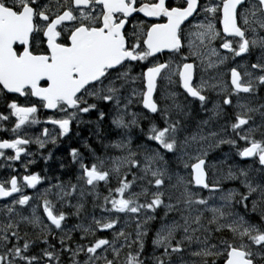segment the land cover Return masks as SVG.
Masks as SVG:
<instances>
[{
  "label": "snow or ice",
  "instance_id": "obj_1",
  "mask_svg": "<svg viewBox=\"0 0 264 264\" xmlns=\"http://www.w3.org/2000/svg\"><path fill=\"white\" fill-rule=\"evenodd\" d=\"M137 3L139 6L137 7ZM249 7H245V4ZM204 12V21L195 25L198 31L196 35L202 40L206 39L209 43L217 39L220 33L217 31L219 25L225 37L239 38L236 41V47L233 42L225 40L220 47L226 49L228 53L234 56H241L247 53L250 47L260 46L264 48V36L258 35L257 27L264 30V0H208L207 3L201 4L199 0H185L183 4L178 6H168L166 0H47L42 3L41 0H0V92L19 94L20 96L31 95L38 98L44 109H56L65 113V118H49L47 122L56 125L60 129V135L63 136L69 131L70 122L77 116V113H89L97 109L96 103H90L89 98L94 101H103L105 104L114 103L118 111L132 116L130 124H136V113H128L127 109L133 103L134 98L139 99L144 109L149 112L156 113L158 105L154 99L153 93L157 88L158 77L162 75V70L167 69V64L155 63L153 66L147 67L140 77H142L143 90L137 91L132 89L130 96H124L125 103H121L122 90L129 83V72L121 71L125 64L131 61H145L149 57H155L157 53H162L164 49L177 51L181 48L180 32L182 24L190 17L199 12ZM141 12L145 17H164L166 23H153L145 30L131 32L126 31V22L133 13ZM259 14V15H258ZM206 21V22H205ZM256 25V26H253ZM251 32V37L248 33ZM42 34L43 39H39ZM36 40V46L33 41ZM46 45V46H44ZM212 55L217 56L220 63H223L228 57L227 55L219 57L215 49ZM209 66H212L211 64ZM253 69H260L264 72V64L254 63L251 65ZM245 76L249 79L245 82L241 79V74L237 68L231 69V86L235 93H249L253 90L254 81L251 73L245 72ZM140 77H132L134 83ZM171 79V77H168ZM180 83L187 94L193 98H197L202 104L206 97L201 94V90L205 82L200 85L193 86V64L184 63L183 68L179 70ZM259 84L264 85V74L256 78ZM215 87V85H213ZM224 105H230L231 100L228 96L223 99ZM240 107H245L240 105ZM10 115L14 116L16 123L12 128L14 134L18 133L22 126L27 124H36L39 121L35 118L38 109L35 104L31 106H20L15 100L8 104ZM71 110V111H69ZM256 109L246 108L243 114L237 113L235 122L231 124V128L235 131L241 140H244L249 146L244 147L238 152L241 158L258 157L259 164L264 166V140L257 141L251 138L252 129L245 134L240 135L241 126L248 125L250 117L248 112H254ZM103 119L104 113H99ZM8 116L0 114V120H7ZM112 123L117 127H128L125 124L123 115H119L113 119ZM177 124L169 123L167 115H165V127L157 128L153 125L150 128L149 140H154L160 148L169 153H174L177 147L176 133L178 131ZM44 136L48 135V129H44ZM211 135H215L212 133ZM195 139V137H193ZM203 139V137L201 138ZM29 139L20 138L0 140V157L5 156L2 151L11 149L15 155L8 156L7 159H19L21 153L25 152L24 145L29 144ZM36 143L40 147L44 146V141L37 138ZM219 143H230L235 145L234 140H220ZM117 147H124L123 144H117ZM75 160L78 153L76 149L71 152ZM206 154V153H205ZM133 155L130 153V156ZM157 159H163L159 151L152 156L146 157V164L143 171L151 173L154 178V184L157 188L163 184L164 169L154 168L152 165ZM196 162L191 163V180L188 182L196 186L209 189V185L205 182V159L201 156L194 158ZM126 163L132 167L138 166L135 159L125 158ZM189 165L185 163L187 168ZM82 176L88 185H94V182L105 181L109 175L107 171H102L95 164L91 167L81 163ZM114 171L119 172V165L114 166ZM241 176L245 173L241 171ZM228 178L234 179L235 174L231 171ZM24 182L30 188L39 183L40 177L36 174L25 175ZM132 182L121 179L119 186L114 190L115 196L112 195L113 190H109V196L105 197V203H110L111 208L105 209L115 213H132L136 214L140 210H154L162 205V193L157 191L152 194L150 202L138 204L136 199L131 195L125 198V194L130 189ZM151 183V181H150ZM183 183V178H181ZM247 188V192L242 194L237 203L243 204L247 210L249 196L256 192L257 189L252 187L250 183L242 181ZM6 184L10 185L7 187ZM59 187V185L57 186ZM73 189L75 185L72 186ZM259 187V186H257ZM217 185H213L210 191L215 192ZM20 186L17 176H12L9 181L0 183V197H11L13 193H19ZM65 195L69 193L65 192ZM147 195V190L143 192ZM139 196L140 193L133 194ZM194 193L185 188V204L206 205L207 201L203 198L193 200ZM238 195L235 191H229L221 197V199L231 202L233 197ZM260 198L264 199V190H261ZM29 201V197L21 195L18 200L13 199L12 204L25 205ZM253 211L257 208V201L253 200ZM44 215L50 224L60 229L62 221L65 219L63 212L54 214L51 203L45 199L43 201ZM8 212H12L13 208L6 206ZM169 209L173 206L167 205ZM213 218L210 224H216V231L227 229L233 234V237H239L237 244L234 241H222L223 247L217 249L216 245L201 248L194 252L195 256L202 257H222L223 264H257V258L264 261V252H253L251 247L244 243L246 237L252 244L264 249V231L258 229L255 225L247 224L242 216L229 223L220 224L219 219L226 215L220 212V209L213 208ZM219 213V216L216 215ZM167 216V213H165ZM154 217H148L153 219ZM23 220L38 226L41 223L40 217L33 215L31 218L23 217ZM264 220V214L261 215ZM100 230L113 229L117 224V220L95 221ZM200 217L195 218V223L199 225ZM185 233L183 240L191 242L192 236L189 233V221L185 218ZM47 228L48 226L45 225ZM181 226L172 221L170 223L163 222L156 231L155 238L152 243L156 247H162L164 252L162 257L157 258V264H165L163 257L169 256L171 253L182 251V241L177 240L175 245L172 241L175 234ZM84 229V232H88ZM192 232L198 231V228L191 229ZM146 233L141 230V225L137 223V239L130 241L121 231L116 234L124 238L125 243L120 248L127 246L128 252L125 264H142L139 259L143 250L142 238ZM21 239L18 231V225L11 220L0 226V245L4 251L0 253V264H39V258L34 255H27L30 248L29 241L25 240L21 247L18 241ZM197 239H199L197 237ZM16 240L17 243H12ZM47 244V240H44ZM11 244L9 247L8 245ZM138 245V250L131 251L132 245ZM111 245L114 259H108L107 256L101 257L98 253L106 251ZM120 248L115 247V241L106 239H97L88 246L81 245L76 249L64 247V240H61V249L65 252H71L70 257L72 264H79L76 256L80 252L88 254V260L85 264H96L100 259L104 260V264H117L120 255ZM171 250V253L169 252ZM43 256L47 258L49 264L53 261L59 264V256L55 251L43 249ZM207 264V260L204 261ZM213 264H216L213 260Z\"/></svg>",
  "mask_w": 264,
  "mask_h": 264
},
{
  "label": "flooded vegetation",
  "instance_id": "obj_2",
  "mask_svg": "<svg viewBox=\"0 0 264 264\" xmlns=\"http://www.w3.org/2000/svg\"><path fill=\"white\" fill-rule=\"evenodd\" d=\"M42 3L47 0H41ZM144 2V0H140ZM185 0H166L168 6H178L183 4ZM208 0H199L201 6L207 3ZM255 3V0H252ZM139 3H137V7ZM245 7H249V4H245ZM204 12H199L190 17L188 21L182 24L181 48L177 51H169L164 49L162 53H157L155 57H149L145 61H131L125 64L124 69L121 71L129 72V83L122 90L121 103H125L124 96H130L132 89L136 88L137 91L143 90L142 77L140 74L147 69V67L153 66L155 63L167 64L169 67L162 70V75L158 77L157 88L153 93L154 99L158 105V111L156 113H150L143 109L142 103H139V99L134 98L133 103L127 109L128 113H136V124H130L129 121L132 116L125 114L122 110L118 111L114 103L105 104L103 101H94L89 98L90 103H96L97 109L90 111L89 113H77V116L70 122L69 131L61 136L58 126L49 122V118H65V113H62L56 109L48 111L43 108L38 98L31 95L20 96L19 94L0 92V114L8 116L7 120H0V140H12L16 139L17 135L20 138L29 139L27 133L34 131L36 134H40V138L44 141V146L40 147L39 144L32 142L24 145L25 152L21 153L19 159L10 160L8 156H14L15 153L11 149L2 150L5 156L0 157V183H5L10 180L12 176H17L18 184L20 186L19 193H13L11 197L0 198V226L11 220L14 224L18 225V231L21 239L18 241L22 247L25 240L29 241L30 248L27 255H34L39 258V264H49L46 257L43 256V249L47 248L49 251H55L59 256V264H72L70 259L72 253L65 252L61 249V240H64V247L76 249L77 247L84 245L88 246L94 242V239H106L112 241L107 230H99L95 233L92 232L91 217L92 214L100 212V209L96 208L95 204L87 202L88 197L83 204L76 205L70 203L66 205V196L64 193H97L104 194L110 189L116 188L119 185V178L117 176V184L113 185L109 183V178L105 181L94 182V185H88L82 176L81 163L88 167L95 164L99 170L107 171L108 173H115L113 163L109 164V159L116 158L114 153L119 151L116 146L120 144L121 134L128 129L130 135L135 136L141 130H149L153 125L157 128L165 127V115H167L169 123L177 124L178 132L183 137L184 132H189L195 129H202L203 131L218 132L220 140H234L235 145L230 143H219L214 150H211V154L205 157L206 164L204 165L206 172L207 184L209 189L196 188L194 184H191L192 189L200 191L201 193H207L212 188L210 180L214 177L228 180L225 183H218V189L215 192H221L227 188L239 190L238 195L233 197V200L227 208H224L223 213L226 215L224 218L219 219L218 223H229L231 220L236 219L237 216H242L247 224L255 225L261 231H264V220H261V215L264 214V199L260 198L261 190H264V166L259 164L258 157H245L241 158L238 152L244 147L249 146L244 140L240 139V136L232 130L231 124L235 122L236 114L239 112L243 114L246 108L256 109L254 112H248L247 117H250L248 125L241 126L242 131L240 135L245 134L249 129H252L251 138L257 141L264 140V85L259 84L256 79L259 75L264 74L260 69H253L251 67L254 63L264 64V48L260 46L250 47L247 53L241 54V56H234L228 53L226 49L220 47L225 41L233 42V46L236 47V41L239 38L225 37L222 28L217 25V31L220 36L209 43L206 39L202 40L201 37L196 35L199 29L195 25L204 21ZM259 15V14H258ZM167 20L164 17H145L143 13L136 12L126 22V31L131 32L134 29L137 31L145 30L153 23H166ZM206 22V21H205ZM256 26V25H253ZM258 35L264 36V30L257 27ZM251 32L248 36L251 37ZM39 39H43L42 34ZM33 46H36V40L33 41ZM46 46V45H44ZM215 49L219 57L227 55V59L220 63L217 56L212 55V50ZM184 63L193 64V86L200 85L201 82H205L204 87L201 90V94L206 97L203 104L197 99L189 96L183 89L180 83L179 70L183 68ZM212 66H209V65ZM237 68L241 74L242 81H247L248 76H245V72L251 73V78L254 81L253 90L249 93H235L231 86V69ZM132 77H140L134 83ZM168 77H171L169 79ZM215 85V87H213ZM225 96L231 100L230 105H224L223 99ZM13 100L20 106H31L35 104L37 106V113L35 118L39 123L34 124V128L30 129L29 124L22 126L21 130L14 134L12 128L16 123L14 116L10 115V109L8 104ZM243 105L245 107H240ZM71 111V110H69ZM103 112V119L100 118L99 113ZM119 115H123L125 124L128 127H117L112 123L113 119ZM48 129V135L44 136V129ZM132 130V131H130ZM183 141L185 142L184 138ZM32 147L31 153L28 155V149ZM72 149L77 150V157L74 160L71 154ZM165 152V163L170 165L169 170L173 171L175 167L172 165L173 159L169 153ZM113 155V156H112ZM212 157H215L212 160ZM110 159V160H111ZM184 160L189 166L184 168L183 175L186 179L191 180V163L196 162L195 159L175 158V160ZM112 161V160H111ZM117 162V161H116ZM235 174L234 179L228 178V173ZM243 171L244 176L240 173ZM36 174L40 177L39 183L33 188L26 185L23 180L25 175ZM242 181H246L256 188L257 191L252 193L248 200L247 210L243 204L237 203L240 200L242 194L247 192V188ZM59 185V187H57ZM73 185L75 188L73 189ZM7 187L10 185L6 184ZM259 186V187H257ZM58 188L57 197H62V201L65 204L58 205L60 214L63 212L65 215L64 221L60 229H56L55 226L50 224L47 217L43 218L40 212L41 203L40 195H43L46 190L51 192L53 189ZM212 192V191H211ZM21 195L29 197V201L21 206L19 204H12V200H18ZM53 196L52 194L49 195ZM101 200V199H100ZM99 200V201H100ZM253 200L257 201V208L253 211ZM102 203V202H101ZM85 204V205H84ZM13 208L12 212L7 211V207ZM172 210V209H171ZM167 211L162 207V210L154 212L153 219H150L151 227L162 222V218L170 216L174 218L177 215L170 211ZM55 214V213H54ZM184 210L180 209L178 213V223L181 227L175 234L174 244L177 240L182 241L181 256L177 257L179 264H204L207 260V264H213L215 260L216 264H223L222 257H202L193 255L194 252L199 251L201 248L216 245L217 249L223 247L222 241H234L237 244L240 238L233 237V234L226 228L220 231H216V224H210L209 222L199 223L198 234L192 237L191 242L183 240L185 235L183 228L185 226V216H183ZM33 215L40 217L41 223L38 226H33L27 221L23 220V217L31 218ZM219 216V214L217 215ZM164 220V219H163ZM45 225L48 227L46 228ZM69 229V230H66ZM84 229H88V232H84ZM125 235L128 233L123 232ZM133 237H136V231L131 230ZM197 237L199 239H197ZM117 240L118 244H124V238ZM47 240V244L44 240ZM12 243H17L13 240ZM148 239L145 244L146 251L140 254L139 259L142 264H152L148 260L155 259L159 253L154 252L149 255ZM244 243L248 244L253 252H264V249L252 244L246 237ZM9 247L11 244L8 245ZM110 246V245H109ZM4 251L2 245H0V253ZM108 259H114L112 246L109 249ZM130 249L125 246L120 248V255L117 260H121L124 264L126 256ZM131 251L135 252L137 249L132 245ZM88 254L80 252L76 256V261L79 264H85L88 260ZM104 260L100 259L96 264H103ZM52 264H56L55 261ZM154 264V263H153ZM257 264H264V261H260L257 258Z\"/></svg>",
  "mask_w": 264,
  "mask_h": 264
},
{
  "label": "rangeland",
  "instance_id": "obj_3",
  "mask_svg": "<svg viewBox=\"0 0 264 264\" xmlns=\"http://www.w3.org/2000/svg\"><path fill=\"white\" fill-rule=\"evenodd\" d=\"M30 129L34 127V124H29ZM128 131H124L120 136V144L125 145L124 147H118L119 151L117 153H114V156L116 158L109 159V164L113 163V165H119V172L115 173H109V183L110 184H117V181L115 178H119V181L121 179H124L126 181L132 182L130 189L125 194V198H128L129 195L132 196L133 199L137 200L138 204H144L142 201L150 202L152 199V194L154 192H161L162 193V205L155 208L154 210H148V209H141L140 212L136 214L132 213H115L111 211H106L105 209H110L111 205L110 203H105V197L109 196L110 192H106L104 194H87V193H77V192H71L68 194V199L66 200V205L70 203H74L76 205L83 204L86 200V197H88L87 202L90 201L91 204H95L96 208L100 209V212L92 214L91 217V223H92V232L95 233L99 230V227L97 226L96 222L97 220L101 221V223L105 222L106 220H117V224L114 225L113 229H107V232L109 233L110 237L113 239L112 241H115V247L120 248V244H118V240H122V238L116 234L120 233L121 231L128 233L127 236H130V241H134L137 238L133 237V233H131V230H135L137 232V223L139 222L141 225V230L145 232L146 234L142 238L143 246H145L146 241L148 239L149 243L148 246L149 252L148 254L151 255L154 252L159 253V255L155 259L148 260L149 263L157 264V258L162 257V254L164 252V249L162 247H156L153 245L152 241L155 238V234L157 229L159 228L160 224L155 225L154 227L148 226V217L154 216V212L159 211V209L162 210V207L167 211L169 214L170 211L175 213L177 216L174 218H170V216L163 218V222H172V221H178V213L179 210H184L183 216L188 219L189 221V233L188 235H191L192 237L196 236L199 231V225L195 223V218L197 216L200 217V222L206 223L212 220L213 218V212L211 209L218 208L220 209V212H224L228 205L231 204V202L221 199L223 195H225L229 191H233L231 188H227L226 190L219 191V192H211L208 191L207 193H201L200 191H195L192 189V186L190 183H188L190 180L186 179L183 175L184 168H185V161L182 160H175V158H181L184 159H194L196 156L205 157L208 156V154H211V150H214V148L219 145L218 141L221 139L219 137V133L216 132L215 135H211L212 131H203L202 129H195L189 132H184L183 137L181 136V133L177 131L176 133V139H177V147L174 153H169L166 150L160 148V146L154 141L149 140L148 137L151 134L150 129L143 135H140L139 132L137 133L136 137L130 135V133H126ZM27 136L30 135V132L26 134ZM195 137V139H193ZM203 137V139H201ZM183 138L185 142L183 141ZM31 149H28V154H30ZM156 151H159L160 155L163 157V159H157L155 163L152 165L154 168H162L164 169V176H163V184L159 188H157L154 184V178L151 176V173H145L143 171L144 166L146 164V157L152 156ZM170 154V156L173 159L172 165L175 167L173 171L169 170L168 167L170 165L166 164L165 161V152ZM130 153L133 154L130 156ZM206 153V154H205ZM113 156V155H112ZM125 158L128 159H135L138 162V166L132 167L128 163L124 162ZM215 157H212V160H214ZM117 161V162H116ZM102 167V166H100ZM98 167V168H100ZM181 178H183V183H181ZM151 181V183H150ZM212 185H216L218 183H225L228 182V180L220 179L219 177H214L210 180ZM119 186V185H118ZM116 186V188L118 187ZM187 187L188 191L194 193L192 199H205L207 201L206 205H199V204H185V188ZM112 195L115 196L114 190ZM147 190V195H144V190ZM239 192V190H236V193ZM140 193L139 196H135L133 194ZM52 194L53 196L49 195ZM58 195V188L53 189L51 192L48 190L45 191L43 195H40V203H41V209L40 212L43 215V218L46 216L44 215L43 211V201L47 199L52 206V209L54 213L59 212V206L65 204V201H62V197H57ZM67 196V195H66ZM101 199V200H100ZM100 200V201H99ZM102 202V203H101ZM171 204L173 207L169 209L167 205ZM85 205V204H84ZM219 213H216L218 215ZM152 224V223H151ZM153 225V224H152ZM198 228V231L192 232L191 229ZM69 230V229H66ZM153 237H152V234ZM136 235V234H135ZM117 238V239H116ZM98 238H96L97 240ZM123 244V243H122ZM172 244H174V240L172 241ZM135 249L138 250V245L133 244ZM109 249H111V245L107 247L106 251H100L98 250V253L101 257L107 256L109 254ZM143 251V250H142ZM141 251V252H142ZM169 252L171 253V250L169 249ZM181 256L180 252L178 253H171L167 257H163L165 260V264H179L178 258ZM104 264V263H103ZM125 264V262H124Z\"/></svg>",
  "mask_w": 264,
  "mask_h": 264
}]
</instances>
